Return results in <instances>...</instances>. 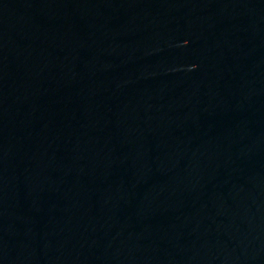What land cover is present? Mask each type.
<instances>
[{
	"label": "water",
	"instance_id": "95a60500",
	"mask_svg": "<svg viewBox=\"0 0 264 264\" xmlns=\"http://www.w3.org/2000/svg\"><path fill=\"white\" fill-rule=\"evenodd\" d=\"M0 264H264V0H0Z\"/></svg>",
	"mask_w": 264,
	"mask_h": 264
}]
</instances>
